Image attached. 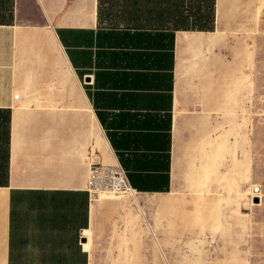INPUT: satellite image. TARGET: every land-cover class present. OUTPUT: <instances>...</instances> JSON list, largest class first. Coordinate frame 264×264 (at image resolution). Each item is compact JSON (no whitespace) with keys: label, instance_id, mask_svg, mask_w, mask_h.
Wrapping results in <instances>:
<instances>
[{"label":"crops","instance_id":"obj_1","mask_svg":"<svg viewBox=\"0 0 264 264\" xmlns=\"http://www.w3.org/2000/svg\"><path fill=\"white\" fill-rule=\"evenodd\" d=\"M0 264H264V0H0Z\"/></svg>","mask_w":264,"mask_h":264},{"label":"built area","instance_id":"obj_2","mask_svg":"<svg viewBox=\"0 0 264 264\" xmlns=\"http://www.w3.org/2000/svg\"><path fill=\"white\" fill-rule=\"evenodd\" d=\"M89 191L97 196L120 197L134 193L126 170L119 164H94L90 168ZM259 187H254L257 192Z\"/></svg>","mask_w":264,"mask_h":264},{"label":"bare ground","instance_id":"obj_3","mask_svg":"<svg viewBox=\"0 0 264 264\" xmlns=\"http://www.w3.org/2000/svg\"><path fill=\"white\" fill-rule=\"evenodd\" d=\"M105 197V196H104Z\"/></svg>","mask_w":264,"mask_h":264}]
</instances>
